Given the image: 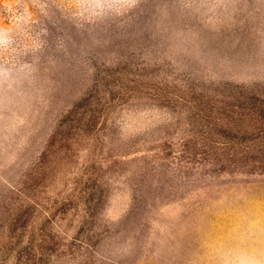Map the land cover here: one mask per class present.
<instances>
[{"label": "rangeland", "instance_id": "374dc122", "mask_svg": "<svg viewBox=\"0 0 264 264\" xmlns=\"http://www.w3.org/2000/svg\"><path fill=\"white\" fill-rule=\"evenodd\" d=\"M0 264H264V0H0Z\"/></svg>", "mask_w": 264, "mask_h": 264}]
</instances>
